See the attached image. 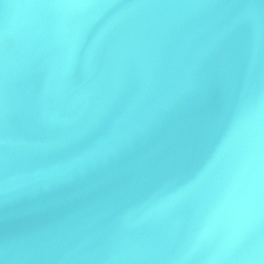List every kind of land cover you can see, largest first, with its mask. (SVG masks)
I'll return each mask as SVG.
<instances>
[{
    "label": "water",
    "instance_id": "1",
    "mask_svg": "<svg viewBox=\"0 0 264 264\" xmlns=\"http://www.w3.org/2000/svg\"><path fill=\"white\" fill-rule=\"evenodd\" d=\"M0 264H264V0H0Z\"/></svg>",
    "mask_w": 264,
    "mask_h": 264
}]
</instances>
